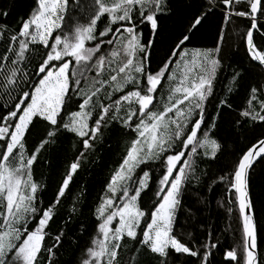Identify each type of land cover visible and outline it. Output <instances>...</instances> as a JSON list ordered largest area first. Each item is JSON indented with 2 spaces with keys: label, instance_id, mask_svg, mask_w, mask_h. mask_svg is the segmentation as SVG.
<instances>
[{
  "label": "snow or ice",
  "instance_id": "6c2138e0",
  "mask_svg": "<svg viewBox=\"0 0 264 264\" xmlns=\"http://www.w3.org/2000/svg\"><path fill=\"white\" fill-rule=\"evenodd\" d=\"M69 2L34 0L15 26L0 22V264H54L85 192L73 194L64 226L54 235L50 224L65 208L74 176L114 124L123 129L125 148L94 206L81 264H143V253L154 264H213L212 234L178 232L177 213L193 182L206 175H197L200 158L215 160L223 150L218 121L225 110H235L231 96L216 94L218 74L231 69L228 92L238 95L249 68L260 76L249 83L232 123L261 131L218 180L241 231L240 244L224 258L230 264H264L249 194L250 172L264 161V0H196L159 50L163 21L175 15L170 0H75L83 22L68 16ZM0 15L7 20V10ZM217 15L213 46H198V36ZM236 22L244 23L247 67L243 61L225 65L221 55L226 28ZM34 130L39 139L30 145ZM62 140H72L77 154L45 205L46 185L34 179V165ZM149 190L151 206L144 207L142 193Z\"/></svg>",
  "mask_w": 264,
  "mask_h": 264
},
{
  "label": "trees",
  "instance_id": "16d2710c",
  "mask_svg": "<svg viewBox=\"0 0 264 264\" xmlns=\"http://www.w3.org/2000/svg\"><path fill=\"white\" fill-rule=\"evenodd\" d=\"M174 5L175 15L163 21V29L157 35V49L165 48L170 42L173 34L179 29L184 17L191 11L196 0H170ZM88 0H80L81 5H87ZM34 7V0H0V12L7 10L8 16L5 21L0 15V22H6L15 26L20 17L26 16ZM68 16L73 20L79 17L81 22L84 19V11L75 6V0H70L68 4ZM106 17L98 21L97 30H102L106 25ZM219 15L213 17L202 30L197 38L198 46L212 47L217 28L220 24ZM244 23H230L225 32L226 43L223 45V62L225 65L240 66L245 60L241 35ZM149 36L148 30L144 32V39ZM231 69L225 72L223 69L218 74L215 89L216 94L224 97H232L235 110L228 109L222 114L218 121L219 137L223 145V150L215 160L201 157L198 163L197 175H201L200 183L190 186L183 197V204L177 213L176 229L180 231H193L195 236L203 238L207 233L212 234V239L217 243V248L212 256L213 264H230L224 258L227 250L237 247L241 242L240 221L236 209L228 204L229 194L224 184H221L218 177L222 172L231 169L232 162L237 158L241 148H244L261 129L256 128L252 132L248 126L240 130L233 125L232 121L238 116L240 110L238 105L245 96L250 82L257 80L260 76L256 68H249L244 73L240 81L238 95L228 92L230 85L229 77ZM235 91V90H234ZM211 111V109H210ZM123 129L117 125H112L105 130L104 142L99 145L96 152L85 161L82 167L74 176L70 184V191L64 200L65 208L54 218L50 224V231L54 235L59 228L64 226L67 219L66 213L71 209L73 194H78L83 190L85 195L79 204V211L72 216L70 223L65 229L66 235L63 237L61 246L56 249L53 257L54 264H81L86 256V246L89 244L90 232L94 224L92 212L98 203V197L103 194L104 185L119 163L125 148V137L122 135ZM39 137L34 130V134L29 137V144L33 145ZM72 140H62L55 147L48 151H43L38 162L34 165V179L44 185L45 190L41 193L43 203L47 205L53 196L57 183L64 173L65 166L71 162L76 155ZM45 161H48L46 163ZM217 178V183L212 185L211 178ZM249 194L254 208V218L258 225V252L259 258L264 262V161H259L254 165L249 176ZM151 191L142 193L141 205L151 206ZM234 199V197H232ZM229 208L232 211L229 212ZM191 210V211H189ZM83 226V228H82ZM50 239L46 244H50ZM143 264H154L147 253H143ZM238 258L242 260V251L238 248ZM120 259H126V252H120ZM183 259V258H182ZM234 264V262H232Z\"/></svg>",
  "mask_w": 264,
  "mask_h": 264
}]
</instances>
